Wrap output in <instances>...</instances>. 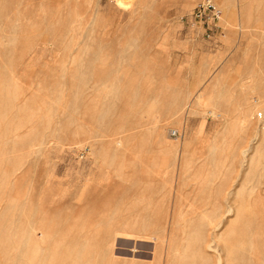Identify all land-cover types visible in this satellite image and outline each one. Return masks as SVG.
Listing matches in <instances>:
<instances>
[{"label": "rangeland", "instance_id": "obj_1", "mask_svg": "<svg viewBox=\"0 0 264 264\" xmlns=\"http://www.w3.org/2000/svg\"><path fill=\"white\" fill-rule=\"evenodd\" d=\"M199 1L0 0V263L19 264L20 228L54 250L78 239L96 264H201L204 230L226 264L263 260L264 0H215L216 41L190 24Z\"/></svg>", "mask_w": 264, "mask_h": 264}, {"label": "bare ground", "instance_id": "obj_2", "mask_svg": "<svg viewBox=\"0 0 264 264\" xmlns=\"http://www.w3.org/2000/svg\"><path fill=\"white\" fill-rule=\"evenodd\" d=\"M128 1V0H127ZM4 5V4H3ZM123 5V4H122ZM81 78H83V76L81 77ZM81 78H80V80H81ZM4 82H5V80H4ZM9 85V84H8ZM6 86V85H5ZM79 86V85H78ZM5 92V91H4ZM9 94V93H8ZM10 95V94H9ZM9 97V96H8ZM9 103V102H8ZM14 104V103H13ZM14 105H16V103L14 104ZM12 112V111H11ZM9 113V112H8ZM244 113H245V115H247V110H245L244 109ZM114 118V117H113ZM257 129V128H256ZM158 131V130H157ZM76 132V131H75ZM263 132H264V128H263ZM133 144V143H132ZM144 144V143H143ZM142 144V145H143ZM134 145V144H133ZM141 145V146H142ZM143 146H145V145H143ZM130 147V146H129ZM150 147V146H149ZM142 148V147H141ZM141 148H139V149H141ZM105 149V148H104ZM134 149V148H133ZM146 149V148H145ZM264 150V144H261V147H259V149H258V152L260 153H258V156H256V157H259V156H261V154L264 152L263 151ZM131 151H134V150H131ZM140 152V151H139ZM234 154V153H233ZM264 154V153H263ZM132 158V157H131ZM141 158H143V157H141ZM232 159V161H233V158H231ZM255 160H257L256 158H254ZM130 160V159H129ZM235 160V159H234ZM259 160V159H258ZM116 161H118V160H116ZM262 161V160H261ZM1 162V161H0ZM123 162V161H122ZM121 162V163H122ZM135 162H137V160L135 161ZM256 162H258V161H256ZM117 164V163H116ZM233 164V163H232ZM264 164V163H263ZM118 165V164H117ZM134 165V164H133ZM254 167V166H253ZM123 168V167H122ZM123 170V169H122ZM144 170V169H143ZM120 171V170H119ZM145 171V170H144ZM254 171V170H253ZM142 172V171H141ZM147 172V171H146ZM251 172V171H250ZM250 172L247 174V176H250ZM120 173V172H119ZM133 173H135V171L133 172ZM251 174H252V172H251ZM262 174V173H261ZM134 175V174H133ZM150 176V175H149ZM252 176V175H251ZM251 176H250V178L249 179H251ZM149 178V177H148ZM144 179V178H143ZM156 179V178H155ZM175 179V178H174ZM247 179H248V177H247ZM141 181V180H140ZM250 181V180H249ZM222 182V181H221ZM142 183V182H141ZM144 183H146V181L144 182ZM121 184V183H120ZM124 184V183H123ZM126 184V183H125ZM225 184V183H224ZM118 185V184H117ZM229 185V184H228ZM122 186V185H121ZM127 187V185H124L123 187ZM133 186V185H132ZM153 186V185H152ZM215 185H213V187H214ZM223 187H226L225 185L223 186ZM128 188V187H127ZM123 189V188H122ZM180 189V188H179ZM118 190H119V188H118ZM145 190V189H144ZM252 190H254V189H252ZM133 191V190H132ZM147 191H148V189H147ZM146 191V192H147ZM249 191V190H248ZM257 191V190H256ZM120 192V191H119ZM128 192V191H127ZM144 192V191H143ZM118 193V192H117ZM121 193V192H120ZM148 193V192H147ZM181 193V192H180ZM239 193L240 194H242V199H241V204H245L244 202H246V200H248V199H246V197L244 198L243 197V195L244 194H246V191H244V189H240V191H239ZM252 193V192H251ZM257 193V192H256ZM262 193V192H261ZM123 194V193H122ZM126 194V193H125ZM206 194V192L204 193L203 192V195H202V205H207V207H206V209L207 210H210V215H211V217H212V219H210L211 220V222H212V220H213V217H217L218 216V213H219V209L221 208V207H223V205H225V191L223 190V188H222V184H219V185H217V187L216 188H214L213 189V191L212 192H209V194H207V195H205ZM253 194H255V192L253 193ZM151 195H152V193H151ZM155 195V194H154ZM164 195V194H163ZM183 195V194H182ZM257 195V194H256ZM117 196V195H116ZM122 196V195H121ZM150 196V195H149ZM176 196H177V194H176ZM252 196V195H251ZM185 198V197H184ZM250 198V200H251V202L253 201V199L255 198V197H249ZM260 197H259V195H258V197L257 198H255V199H259ZM123 199V198H122ZM147 199V198H146ZM166 199V198H165ZM261 199V198H260ZM149 200V199H148ZM160 200V199H159ZM162 201H164V200H162ZM173 201V200H172ZM177 201H179V200H177ZM250 202V203H251ZM256 202H258V201H256ZM261 202V201H260ZM119 203H120V201H119ZM149 203V202H148ZM172 203V202H171ZM177 203V202H176ZM141 204H142V201H141ZM173 204V203H172ZM188 204H192V203H188ZM252 204V203H251ZM180 205V204H179ZM193 205V204H192ZM153 206H154V204H153ZM118 207V206H117ZM147 207V206H146ZM251 207V206H250ZM120 208V207H119ZM148 208H150V206L148 207ZM142 209V208H141ZM147 209V208H146ZM192 209V208H191ZM118 210V209H117ZM148 210V209H147ZM225 210V209H224ZM131 211H132V209H131ZM234 211V208L232 207V206H230L229 207V209H228V212H233ZM144 212V211H143ZM118 213V212H117ZM141 213V212H140ZM146 213V211L144 212V214ZM204 213V212H203ZM223 214H225V211H223ZM222 214V215H223ZM119 215V214H118ZM5 216V215H4ZM141 216V215H140ZM139 216V217H140ZM206 216V215H205ZM9 217H10V215H9ZM120 217H121V215H120ZM207 218L209 217V216H206ZM206 217H204V218H206ZM3 218V217H2ZM1 218V220H3ZM137 218H138V216H137ZM260 218H262V217H260ZM5 219V218H4ZM117 219V218H116ZM263 219H264V217H263ZM0 220V221H1ZM117 220H119V219H117ZM150 220V219H149ZM139 221V220H138ZM137 221V222H138ZM158 221V220H157ZM216 221V220H215ZM3 222H5V221H3ZM2 222V223H3ZM11 222V221H10ZM18 222V221H17ZM24 222V221H23ZM128 222V221H127ZM13 223V222H12ZM12 223H10V224H7L8 225V228H10L11 227V225H12ZM152 224H154L153 222H151ZM20 224V223H19ZM118 224V223H117ZM122 224V223H121ZM131 224V223H130ZM137 224H139V223H137ZM150 225V224H149ZM211 225V224H210ZM219 225V222H218V220L214 223L213 222V228H215V227H217ZM21 226H23V225H21ZM131 226H133V225H131ZM145 226H146V224H145ZM144 226V227H145ZM125 227V226H124ZM129 227V226H128ZM134 227V226H133ZM209 227V226H208ZM6 227H4V229H5ZM26 228V227H25ZM70 228V227H69ZM146 228V227H145ZM188 228V227H187ZM212 228V227H211ZM1 229H2V227H1ZM21 229V228H20ZM19 229V231H21L20 232V240L18 241L17 240V242L19 243H21V248L19 249V254H18V256L20 257V260H19V264H25V263H23V259H24V261H25V258L26 257H30L31 259H34V261L36 262V260H35V258H38L39 256H40V254L41 255H43V257H45V259H47V263H50V264H84V263H86V264H96L95 262H93L94 260L91 258V257H89L88 259H83V257H84V255L86 254L85 252H82L84 255L83 256H81V254H79L80 252H79V250H78V253H76L77 251H75V249H74V247L73 246H75L76 245V241L78 240V239H76V241H73V240H69L68 241V239L66 240L67 241V243L68 242H72L71 244H69L68 243V245H67V243H66V245H67V247H65V245L63 244V247H64V249H62V250H54V249H52V247L48 244V242H49V239L50 238H47L46 239V243H45V247L44 246H42L43 244H40V243H38V242H36V241H34V239L32 238L31 239V237L28 235V233L25 231H22V230H20ZM26 229H28V228H26ZM141 229V228H140ZM6 231H4V232H7L8 233V231H9V229H8V231H7V228L5 229ZM71 230L72 229H70V232H71ZM74 230V229H73ZM126 230H127V228H126ZM137 230V229H136ZM13 231V230H12ZM11 231V232H12ZM119 230L117 229V232H118ZM131 231V230H130ZM138 231V230H137ZM141 231H142V229H141ZM211 231V230H210ZM2 232V231H1ZM124 232V231H123ZM123 232H121V233H123ZM132 232H134V231H132ZM169 232V231H168ZM206 230H204V231H200L197 235H195L193 238H194V242H193V244L191 245V247H192V252H191V257H193L194 259L193 260H195V259H197V258H199V260H201V264H210V262L212 261H210L209 260V258L206 256H204L202 253H204L207 249H210L211 251L213 250L214 252H215V256H214V259H213V263L214 264H226V262H224V257H223V255L218 251V249L214 246V243L216 244L217 243V238H216V235L214 234V232H207ZM235 231H230L225 237L227 238V243H226V241H225V244H226V251H228V254L231 256V254H235V256H237V254L236 253H232L233 251H232V249H234V251H236V249L234 248V246L232 245L233 243H234V241H232L233 243H230L229 241H231V240H233V236L235 237V233H234ZM259 232V231H258ZM3 233V232H2ZM1 233V234H2ZM51 233H52V231H51ZM69 233V232H68ZM75 233V232H74ZM79 233V232H78ZM138 233V232H137ZM146 233V232H145ZM236 233H238L237 231H236ZM12 234V233H11ZM118 234V233H117ZM124 234V233H123ZM127 235H131V234H128V233H126ZM147 234H149V233H147ZM192 234V233H191ZM235 234V235H234ZM242 234V233H241ZM259 234V237H256V236H252V237H255L253 240H251V250L252 251H255V252H253V253H256L257 252V257H256V255H252L253 257H255V258H258V257H260L258 260H260L261 261V256H259V255H262L263 256V260L260 262V263H258V264H264V243L262 244V243H260V241H258V238H259V240L261 239V238H264L263 237V235L261 234V232H259L258 233ZM3 235H7L6 233L4 234L3 233ZM99 235V234H98ZM125 235V234H124ZM239 235V234H238ZM237 235V236H238ZM0 236H2V235H0ZM76 236V235H75ZM79 236L81 237V235L79 234ZM139 236V235H138ZM141 236V235H140ZM239 236H242V235H239ZM245 236V235H244ZM4 237V236H3ZM49 237V236H48ZM54 237V236H53ZM78 237V236H77ZM79 237V238H80ZM19 237L17 236V239H18ZM155 238V237H154ZM225 238V239H226ZM240 238V237H239ZM249 238H250V235H249ZM2 239V238H1ZM5 239H7V237L5 238ZM14 239H16V237L14 238ZM219 239H220V237H219ZM242 239L243 240H245L246 238H243L242 237ZM65 240V239H64ZM190 240V239H189ZM188 240V241H189ZM238 241H240L239 239H237ZM243 240H242V242H243ZM3 241V240H2ZM10 241V242H9ZM53 241V240H52ZM84 241V240H83ZM83 241H81L82 243H86V242H83ZM150 241V240H149ZM4 242V241H3ZM11 243V240L10 239H8V241H5V243ZM79 242H80V239H79ZM80 242V243H81ZM261 242H262V240H261ZM65 243V242H64ZM203 243H206V245H203ZM246 244H247V241L245 242ZM46 244H47V246H46ZM77 244H78V242H77ZM87 244H89V243H87ZM86 244V245H87ZM0 245H2V243L0 242ZM12 245V244H11ZM55 245H56V242H55ZM73 245V246H72ZM82 245V244H81ZM112 246H113V244H111ZM188 245H189V243H188ZM239 245V247L237 248V250L239 251V248H241V243L240 244H237L236 245V242H235V247H237ZM259 245V246H258ZM18 246H19V244H18ZM77 246V245H76ZM84 246V245H83ZM169 246V245H168ZM232 246H233V248H232ZM1 247H3V246H1ZM1 247H0V249H1ZM4 247H6V245H4ZM14 247V246H13ZM20 247V246H19ZM56 247V246H55ZM59 247H60V245H59ZM57 248V249H60V248ZM114 247V246H113ZM113 247L111 248V250L110 251H112L113 250ZM189 247V246H188ZM18 248V247H17ZM16 248V249H17ZM84 248H85V246H84ZM96 248V247H95ZM99 248V247H98ZM109 249H110V247H108ZM224 248V249H225ZM5 249H7V248H5ZM5 249H1V251H3V250H5ZM13 249V248H12ZM88 250H90V249H88ZM92 250H94V249H92ZM100 250V249H99ZM8 251H9V249H8ZM45 251V252H44ZM75 251V252H74ZM96 251V250H95ZM94 251V252H95ZM208 251V250H207ZM3 252H6V251H3ZM3 252H0V254H3ZM10 252V251H9ZM8 252V253H9ZM103 252V251H102ZM237 252V251H236ZM7 253V252H6ZM99 253V252H98ZM109 253H111V255H112V252H109ZM154 253V252H153ZM174 253H176V252H174ZM208 253V252H207ZM220 253V254H219ZM237 253H240V252H237ZM92 254V253H91ZM228 254L226 255V256H228ZM5 255H8V254H5ZM93 255V254H92ZM94 255H96V254H94ZM239 255V254H238ZM1 256V255H0ZM12 256V255H11ZM15 256V255H14ZM211 256V255H210ZM235 256L234 255H232L231 257H233L231 260H235V259H240L241 258V256L240 257H238V258H235ZM2 257V256H1ZM0 257V258H1ZM3 257H4V255H3ZM113 257V256H112ZM186 257V256H185ZM244 257V256H243ZM7 258H10V257H7ZM6 258V259H7ZM190 257H188V259H189ZM235 258V259H234ZM246 258V257H245ZM248 258V257H247ZM1 259H3L4 260V258H1ZM12 259V258H11ZM28 259V258H27ZM59 259H60V262L58 263V261H59ZM94 259H95V257H94ZM186 259V258H185ZM229 259V256H228V262L229 263H231V261H229L230 260ZM243 259V258H242ZM252 259V258H251ZM2 260V261H3ZM83 260L85 261L84 263H83ZM95 260H100V258H98L97 259V257H96V259ZM115 260V259H114ZM244 260H246V259H244ZM1 261V262H2ZM44 261H46V260H44ZM98 261H96L97 263H98ZM6 262H9L10 263V260L9 259H7V261ZM112 260H111V258H109V256H107L106 254L104 255V257H102V262H99V263H102V264H112ZM234 262V261H233ZM232 262V264H234ZM31 263H32V260H31ZM37 263V262H36ZM43 262H41V264H42ZM116 262H114V264H115ZM124 263V262H123ZM0 264H5V263H0ZM129 264V263H128ZM136 264V263H135ZM138 264H139V262H138ZM141 264V263H140ZM185 264V263H184ZM252 264V263H251Z\"/></svg>", "mask_w": 264, "mask_h": 264}, {"label": "built area", "instance_id": "obj_3", "mask_svg": "<svg viewBox=\"0 0 264 264\" xmlns=\"http://www.w3.org/2000/svg\"><path fill=\"white\" fill-rule=\"evenodd\" d=\"M222 18L223 9L215 0H201L191 13L190 24L209 40L216 41L222 36Z\"/></svg>", "mask_w": 264, "mask_h": 264}]
</instances>
